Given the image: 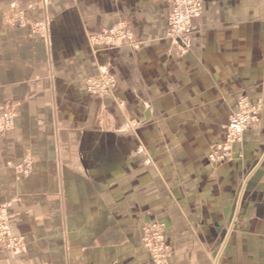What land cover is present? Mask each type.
I'll use <instances>...</instances> for the list:
<instances>
[{
  "label": "crops",
  "instance_id": "crops-1",
  "mask_svg": "<svg viewBox=\"0 0 264 264\" xmlns=\"http://www.w3.org/2000/svg\"><path fill=\"white\" fill-rule=\"evenodd\" d=\"M84 1L49 15L43 0H0V207L21 238L0 264H152V223L166 264H264V0H204L183 49L165 37L170 0ZM50 17V34L30 33ZM120 20L128 45L87 44ZM98 72L112 99L86 94ZM240 97L259 119L209 163Z\"/></svg>",
  "mask_w": 264,
  "mask_h": 264
},
{
  "label": "built area",
  "instance_id": "built-area-1",
  "mask_svg": "<svg viewBox=\"0 0 264 264\" xmlns=\"http://www.w3.org/2000/svg\"><path fill=\"white\" fill-rule=\"evenodd\" d=\"M201 0H171L168 11V28L166 36L168 40L179 49L187 47L190 36V24L200 11ZM30 27L31 34L44 35V21L36 22ZM127 24L120 20L114 23L108 30L91 35V40L97 43L96 39L105 38L108 41L107 47H117L121 43H129L133 40V33L125 30ZM97 44H95L96 46ZM89 90H94L95 81L88 80ZM91 90V91H92ZM94 94L96 91L93 92ZM246 98V97H243ZM240 98L237 108L231 114L225 128V138L220 143H215L210 148L208 156L209 163L224 162L231 152L232 145L241 140L244 132L259 119V103L253 105L247 99ZM12 127V114L0 108V132L7 131ZM141 243L149 253L152 264H166L170 257L171 250L165 241L164 226L160 223L146 224L142 228ZM20 242L11 237L7 225L6 209L0 207V246L6 249L18 248Z\"/></svg>",
  "mask_w": 264,
  "mask_h": 264
},
{
  "label": "rangeland",
  "instance_id": "rangeland-1",
  "mask_svg": "<svg viewBox=\"0 0 264 264\" xmlns=\"http://www.w3.org/2000/svg\"><path fill=\"white\" fill-rule=\"evenodd\" d=\"M45 1H46V6H48V12H49V15H51V7H52V5H55L56 4V1L57 0H43V2L45 3ZM171 1V0H170ZM84 4H88V0H85L84 1ZM203 9H204V0H201V6H200V11H199V14H198V16L195 18V19H193L192 21H191V24H190V35H192L193 33H195V32H198L199 30H200V23H199V20H200V17H201V15H202V12H203ZM168 11H169V8H168ZM53 12V11H52ZM21 15V14H20ZM167 19H168V14H167ZM167 19H166V30H165V37L167 38V36H166V32H167V28H168V22H167ZM39 22V21H38ZM51 22V17H50V19L48 18V20H46L45 21V23H44V28L46 29L45 31L48 33V34H50V23ZM118 22V21H117ZM116 23V22H115ZM35 24H37L36 22H35ZM83 21H82V26H83ZM114 24V23H113ZM112 24V25H113ZM112 25H110L108 28H106V30H108ZM105 30V31H106ZM125 30L126 31H128V32H132V30L127 26V27H125ZM133 33V32H132ZM92 34V33H91ZM91 34H88V35H90L91 36ZM92 38H88L86 41H87V44H92L94 47H103V48H114V47H107V44H108V41H107V39H105V38H101V39H96V41H98L97 43H95L94 41H92L91 40ZM168 39V38H167ZM170 42V41H169ZM95 44H97L96 46H95ZM126 45H128V43H121L120 45H119V47H122V46H126ZM88 80H92V81H95V88H94V90H89V88H88V85H87V81ZM83 82H84V89H85V92H86V94H88V95H90V96H92V97H95V98H97V99H100V100H107V99H112V98H108V97H112V95H113V90H114V88H115V86H116V80H115V78H114V76L112 75V74H110V73H107V72H98L97 74H92V75H89V76H86L84 79H83ZM94 91H96V93L94 94L93 92ZM240 98H243V97H240ZM240 98H238L237 99V101H236V105H235V109L237 108V102L239 101V99ZM114 99V98H113ZM243 99H247L250 103H252L253 105H256V103H253L252 101H250L248 98H243ZM144 100H145V102H147L146 104L147 105H149V107H150V102H148L149 100H148V98H144ZM120 105V104H119ZM181 105H184L183 104V102H178L177 103V107H178V114L179 113H181L182 111H183V109H179V108H181L180 106ZM148 107V106H147ZM182 108H183V106H182ZM234 109V110H235ZM6 111H7V109H5ZM234 110L232 111V113L234 112ZM259 112H260V110H259ZM229 121V120H228ZM258 121V120H257ZM256 121V122H257ZM256 122H254L253 124H255ZM126 124V128H131V129H134V128H137L138 126H140V125H142V122H140V121H135V120H131L130 122H125ZM228 123V122H227ZM252 124V125H253ZM251 125V126H252ZM226 126H227V124L225 125V128H226ZM250 126V127H251ZM249 127V128H250ZM248 128V129H249ZM247 129V130H248ZM246 130V131H247ZM226 131V130H225ZM245 131V132H246ZM244 132V133H245ZM4 132L3 131H1L0 132V135L1 134H3ZM243 136V135H242ZM225 138V137H224ZM241 140H242V138H241ZM240 140V141H241ZM240 141H238V142H235L233 145H235L236 143H239ZM220 143V142H219ZM233 145H232V148H231V152L229 153V156H228V158H227V160H229L230 158H231V155H232V150H233ZM212 146H213V144H212ZM211 146V147H212ZM210 147V148H211ZM226 161V160H225ZM23 171H24V169H23ZM3 207V206H2ZM7 217V216H6Z\"/></svg>",
  "mask_w": 264,
  "mask_h": 264
},
{
  "label": "bare ground",
  "instance_id": "bare-ground-1",
  "mask_svg": "<svg viewBox=\"0 0 264 264\" xmlns=\"http://www.w3.org/2000/svg\"><path fill=\"white\" fill-rule=\"evenodd\" d=\"M10 234H11V233H10ZM11 237L14 238V236H13L12 234H11ZM14 239L17 240V241H19V242L21 241V238H14ZM2 247H3V246H2ZM3 248L6 249V247H3ZM7 249H8V248H7ZM8 250H9V249H8Z\"/></svg>",
  "mask_w": 264,
  "mask_h": 264
}]
</instances>
